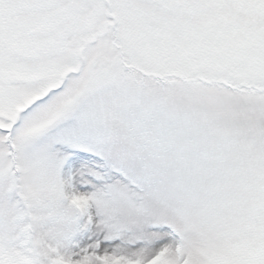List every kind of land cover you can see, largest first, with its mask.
<instances>
[{"label":"snow or ice","instance_id":"obj_1","mask_svg":"<svg viewBox=\"0 0 264 264\" xmlns=\"http://www.w3.org/2000/svg\"><path fill=\"white\" fill-rule=\"evenodd\" d=\"M0 264H264V0H0Z\"/></svg>","mask_w":264,"mask_h":264}]
</instances>
